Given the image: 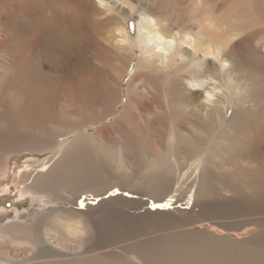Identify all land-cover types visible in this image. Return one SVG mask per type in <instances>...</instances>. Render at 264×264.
Instances as JSON below:
<instances>
[{
  "label": "rangeland",
  "instance_id": "rangeland-1",
  "mask_svg": "<svg viewBox=\"0 0 264 264\" xmlns=\"http://www.w3.org/2000/svg\"><path fill=\"white\" fill-rule=\"evenodd\" d=\"M138 1H143V7L153 4L155 10L161 8L157 13L161 20L182 31V35L188 34L185 41L192 39V43L198 42L204 53L214 49L213 41L221 45V52L225 53V47L235 49L239 54L233 59L240 56L241 63L238 68L233 65V72L240 88L229 97L228 108L221 117L212 115V120L217 123L216 130L206 132L200 126L204 119L202 113L192 110V122L187 119L190 106L186 100L191 95L187 83L171 79L173 85L159 75L151 76L144 83L142 80H130L135 72L139 75L145 73L138 66L139 53L133 52L129 57L138 45L129 55L119 50L118 58L106 49L94 51L98 58L93 62L95 75L104 74L97 76L98 82L105 83L106 91L117 92L108 96V101L115 96L114 107L105 108L108 102H97L95 105L97 97L90 93L78 92L70 99L63 93V101H59L51 111L56 113L57 120L47 126H51L50 131L65 132V139L68 141L70 138L69 142L77 137L83 141L78 139L74 152L61 155L63 168L58 175L59 185L48 187L45 184L43 190L48 191L46 195L24 189L30 185L33 177L30 175L23 182L24 194L9 201L6 192L0 193V252L10 257L13 264H264V164L257 170L230 164L240 157L264 158V135L260 134V131L264 134V74L256 73L264 69V33H250L252 23L245 18V13L239 12V9L249 6L250 0ZM1 5H7V2L3 1ZM134 5L135 10L130 11L127 22L129 33L134 32L140 18L138 11L143 8L139 2ZM0 16L1 20H9L12 13L4 9ZM209 17L222 27L214 39L210 38L212 42L201 25L204 20L207 24ZM42 20H34L32 25ZM105 53L107 58H104ZM7 56L6 49L0 53V61ZM208 56L205 53V57ZM74 59L75 53L68 68L60 61L58 71L72 72L76 80L79 73L87 69V62L84 61L79 69V63L73 65ZM258 66L260 68L255 70ZM192 68L198 66L193 63ZM106 69H110L107 73L111 72V77L105 73ZM9 75L17 77V72L11 71ZM113 76L117 85L111 79ZM250 77L255 79L254 83L249 80ZM129 80L131 86L136 84L139 88L132 90L130 106L120 115L128 100ZM19 87L24 89L26 85L20 81ZM156 102L161 108L156 107ZM194 102L195 98L192 104ZM147 106L150 111L147 109L146 112ZM116 121L120 123L116 124ZM0 122V130H4L5 124L2 120ZM181 123L189 132L192 129L193 142L186 145L188 141L183 136L175 134L174 139L170 138L171 125L173 128L176 126L179 132ZM102 130L105 132L102 133ZM19 132L25 137H34L25 126ZM83 148L85 151H82ZM239 148L241 150H237ZM234 150L238 152L233 154L232 160H226ZM175 152L180 159L174 157ZM183 154H186L185 160ZM5 155L2 170L6 169L10 154ZM165 158L168 165L175 166H171L173 177L177 172L176 164L192 160V177L186 181V186L183 184L186 188L181 187L180 192L183 193L180 196L179 192L177 200L183 203L191 190L196 195V202L189 209L177 208L154 215L146 212V207L164 191L154 185L160 176L163 180L165 177L160 165L159 172L153 166L156 161ZM199 159L202 164L193 171L194 162ZM56 160L54 158L53 162ZM3 176L5 172L0 171V178ZM113 187L129 191L136 197L118 195L101 200L98 205L83 212L79 213L76 209L75 200L81 194L101 196L108 194ZM34 188L32 186V191ZM198 226L204 229L194 232L193 229ZM26 228L31 230L32 235L24 232ZM249 230L254 237L243 234ZM228 233L239 234L240 237L234 239L227 236ZM143 256H148V262H139L138 258Z\"/></svg>",
  "mask_w": 264,
  "mask_h": 264
},
{
  "label": "bare ground",
  "instance_id": "bare-ground-1",
  "mask_svg": "<svg viewBox=\"0 0 264 264\" xmlns=\"http://www.w3.org/2000/svg\"><path fill=\"white\" fill-rule=\"evenodd\" d=\"M3 1H6L7 5L2 6L1 2ZM135 2L141 3L142 7L145 5L142 3L143 1L141 2L138 0H0V15L4 9L12 13V18L9 20H1L0 16V53H3L6 49L8 50V56L0 61V120L5 124L4 130H0V171L5 172V176L0 178V193L6 192L9 201L12 200L14 196L16 197L21 193L24 194L22 192V187L25 185L23 182L28 175L33 177L29 182L30 185L24 189L30 192H38L46 195L48 191L43 190L45 184L48 187L59 185L58 175L62 171L61 168H63V166H61L63 165L61 164V155L64 152H74V150L77 149L76 146H78L74 145L80 140V138L77 137L69 142L70 138L68 141L65 139V132L64 134L59 131V133H56L49 129V126L57 120L56 113L51 111L59 101H63V93L68 99H70L71 95L78 94V92L84 94L90 93V95L97 97L95 105L97 102L101 104L108 102L105 108L109 107L108 109H112L114 107L116 100L115 96L113 100L111 99L110 101H108V96L110 94L115 95L117 92L114 90L106 91L105 83L98 82L97 76L103 73L97 76L95 75V66L93 62L98 58L94 51H103V49H106L113 55H117L116 58H118V56L120 57L119 50H123L126 55H129L133 48L138 45V49L132 51L129 57H132L133 52L139 53L137 57L138 66H141L145 73L139 75L138 72H135L130 80L133 82L136 79L142 80L144 83L151 79V76L159 75L173 85L174 83L171 79L187 83L191 90V95L187 96L186 100L187 105L190 106L188 109V121L192 122V110H194L196 113L200 112L204 115V119L199 123L201 127L206 129V132L216 130L217 123H215V119L214 121L212 120V115L216 114L218 118L221 117L228 108L229 97L236 92H233L235 89L240 88L237 85V79L233 72V65L235 68H238L241 63L240 56L233 59V57L239 53L231 47H225V53L221 52V45L213 41L212 44H214V49L212 51L206 50L205 53L209 56L205 57V53L199 43H192V39L186 42L185 37H187L188 34L182 35V31L174 29L170 24L166 25L157 14L161 11V8L155 10L153 4V6L149 5L138 11V17L140 18L137 21L134 32L129 33L127 30V22L130 17V11L134 12L135 10ZM164 3L165 2L162 4ZM240 11L241 13H245V18L252 23L250 33L253 31L264 33V0H250L249 6L243 10L239 9V12ZM233 14L235 15L234 12ZM34 20L42 21L34 26L32 25ZM207 21L209 23L207 22V24H204V20L201 25L211 41V39H214L215 34L222 30V27L211 20L210 17ZM256 25H258L257 29L254 30L253 27ZM180 34L181 37H178ZM10 35L13 36L9 37ZM185 43L187 44L186 46L183 45ZM221 44L223 45L222 41ZM74 53L76 60L74 59L73 65L79 63L78 67L80 69L84 64L83 62H87V65L85 64L87 69L82 70L76 80L72 72L64 70H61V72L58 71V63L60 61L61 64L64 63L66 67L67 65L69 67V64L72 65L71 58ZM107 57L108 55L106 54L104 58ZM111 57L112 56L109 58L111 59ZM112 60H114V58ZM88 61L91 62V64L88 63ZM207 61H209V63H207ZM193 63H195L198 68H192ZM138 66H136V68ZM259 68L260 66L255 67V70ZM109 70L110 69H106L105 73L108 74L107 71ZM11 71L17 72V77L9 75ZM110 73L111 72H109V74ZM256 73L264 74V69L258 72L256 71ZM109 76L111 77V74ZM111 79L113 83L117 85L114 76ZM130 80L127 85L128 100L120 115H122V112L128 105L130 106L129 100L133 95L132 90L136 88L137 91L139 88L136 84L135 86H131ZM249 80L252 83L255 81V79L251 77ZM20 81L24 82L26 88L20 89ZM250 88L248 89L250 90ZM84 94L80 95L84 96ZM193 98L196 99V102L192 104ZM237 99H239L238 96ZM132 100L135 101L134 98ZM132 104L133 103H131V105ZM155 105L161 108V106H159L160 104H157V102ZM145 106L146 105H144V107ZM147 109L149 110L150 107L146 108V112ZM131 110L134 111L132 108ZM129 112L130 111H128V113ZM151 112H149V114ZM98 116L99 115H97V118ZM48 123H50L49 126H47ZM118 123L120 122L116 121V124ZM1 125L2 122H0V127ZM221 125H223V123ZM22 126L31 130L34 134L31 136L34 137H25L20 133L19 130ZM174 128L176 129V126ZM174 128L171 125L170 138H173L176 134L177 136L180 135V137L183 136V139L188 141L185 145L193 142L191 128V132H189L183 123L180 125V130H183L182 132H178L177 130L179 129L175 130ZM103 132L105 131L102 130V133ZM38 133L40 135H36ZM77 133L78 132L74 135ZM260 134L264 135L261 131ZM193 140H195V138ZM195 142L197 143V140ZM178 146L180 149V145ZM228 147L230 146L228 145ZM258 147L260 148V146ZM226 150H228V148ZM237 150H241V148ZM237 150H234L233 153H229L226 160H232L233 154L238 152ZM82 151H85V149ZM6 153L10 155L6 160V169L2 170V163ZM176 154L174 157L180 159L178 154L177 156ZM183 155L185 160L186 154ZM165 157L167 158V156ZM54 158H57V160L53 162ZM166 158L156 161L155 166H153L158 171V165H160V170H162L161 172L165 177L163 180L162 176L157 175L160 176V178L158 177L159 179L156 181L157 184L154 185V187L164 191L162 194L157 195L154 200L150 201L149 205L146 207V212L154 215L177 208L181 210L189 209L196 202V195L191 190L183 203H178L177 200L181 187L186 188V181L192 177V160L189 163L180 164L177 161V172L175 173V177H173L174 169L172 170L171 166L174 165H168V163L165 162ZM194 163H196V166L193 171L198 169L201 159ZM230 164L234 167H250L257 170V168L264 164V158L240 157L239 160L234 163L231 162ZM18 166L19 168L16 169ZM21 166L23 167L20 168ZM156 169L153 170L156 171ZM185 169L186 171H184ZM182 170L184 172H181ZM183 184L185 186H183ZM187 184H189V182ZM32 186L35 187L33 191L31 189ZM182 193L181 191L180 196ZM118 195L125 198L136 197L135 194L129 191L121 190L119 187H113L108 194H103L101 196L81 194L79 198L75 200L76 209H78L80 213L87 208L98 205L101 200ZM201 229H204V227L201 228L198 226L197 229L193 230L194 232H201L196 231ZM23 230L25 233L32 235L29 228ZM243 234L250 235L251 237L255 236L252 234L251 230ZM222 235L226 236V233H222ZM227 236L233 237L234 239L240 237L239 234L235 233H228ZM199 249L200 248H198L196 252ZM147 259L148 256L138 258L139 262L142 263L148 262L146 261ZM6 263L13 264L10 257L7 258L6 255L4 256L0 252V264ZM136 264L138 263L136 262Z\"/></svg>",
  "mask_w": 264,
  "mask_h": 264
}]
</instances>
